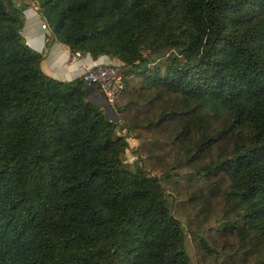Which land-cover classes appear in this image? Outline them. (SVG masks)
<instances>
[{
	"label": "trees",
	"instance_id": "trees-1",
	"mask_svg": "<svg viewBox=\"0 0 264 264\" xmlns=\"http://www.w3.org/2000/svg\"><path fill=\"white\" fill-rule=\"evenodd\" d=\"M52 41L126 66L113 110L0 0V264H264V0H35Z\"/></svg>",
	"mask_w": 264,
	"mask_h": 264
},
{
	"label": "crops",
	"instance_id": "crops-1",
	"mask_svg": "<svg viewBox=\"0 0 264 264\" xmlns=\"http://www.w3.org/2000/svg\"><path fill=\"white\" fill-rule=\"evenodd\" d=\"M19 9L25 15V25L22 35L27 44L43 57V69L52 78L71 82L82 77L84 64L94 61H106V58L93 59L90 56H83L79 61L71 62L69 48L61 43L52 41L51 32L39 15L35 0H15ZM87 99L105 109L107 115H113L109 110L100 90L93 86L87 88Z\"/></svg>",
	"mask_w": 264,
	"mask_h": 264
},
{
	"label": "built area",
	"instance_id": "built-area-1",
	"mask_svg": "<svg viewBox=\"0 0 264 264\" xmlns=\"http://www.w3.org/2000/svg\"><path fill=\"white\" fill-rule=\"evenodd\" d=\"M83 55L80 52L71 53V62L79 61ZM106 58V61H92L84 64L82 67V78L87 87H97L106 104L113 109V106L123 90L124 78L126 75V66L119 60L111 57ZM115 113V112H114ZM116 119V121H115ZM113 120L119 125L118 132L125 136L128 141V149L126 150L125 160L131 164L139 162L138 156L134 153L136 146L132 145V137L128 135L120 119L116 117Z\"/></svg>",
	"mask_w": 264,
	"mask_h": 264
},
{
	"label": "rangeland",
	"instance_id": "rangeland-1",
	"mask_svg": "<svg viewBox=\"0 0 264 264\" xmlns=\"http://www.w3.org/2000/svg\"><path fill=\"white\" fill-rule=\"evenodd\" d=\"M109 110H111L110 108H109ZM110 117L112 118H114V117H116L117 118V116H116V114L114 113L113 115H110ZM118 119V118H117ZM115 121H116V119H115ZM119 124V123H118ZM120 125V124H119ZM119 125H118V127H119ZM132 140H133V142H132V145L134 146H136V148L138 147V140H136V139H134L133 137H132ZM137 164V163H136ZM185 249H186V251H187V253H188V255H189V257H190V260H191V263L192 264H196L197 262H196V255H195V250H194V247H193V243H192V240H191V236L189 235V234H187L186 236H185Z\"/></svg>",
	"mask_w": 264,
	"mask_h": 264
},
{
	"label": "water",
	"instance_id": "water-1",
	"mask_svg": "<svg viewBox=\"0 0 264 264\" xmlns=\"http://www.w3.org/2000/svg\"><path fill=\"white\" fill-rule=\"evenodd\" d=\"M87 88H88V87H87ZM107 107L110 108V109L112 110V112H114V110H113L111 107H109L108 105H107Z\"/></svg>",
	"mask_w": 264,
	"mask_h": 264
}]
</instances>
